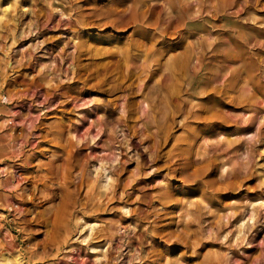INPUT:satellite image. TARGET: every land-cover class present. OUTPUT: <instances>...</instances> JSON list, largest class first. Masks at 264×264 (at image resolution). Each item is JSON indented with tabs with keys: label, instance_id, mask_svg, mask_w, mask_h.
I'll list each match as a JSON object with an SVG mask.
<instances>
[{
	"label": "rangeland",
	"instance_id": "1",
	"mask_svg": "<svg viewBox=\"0 0 264 264\" xmlns=\"http://www.w3.org/2000/svg\"><path fill=\"white\" fill-rule=\"evenodd\" d=\"M15 263L264 264V0H0Z\"/></svg>",
	"mask_w": 264,
	"mask_h": 264
},
{
	"label": "bare ground",
	"instance_id": "2",
	"mask_svg": "<svg viewBox=\"0 0 264 264\" xmlns=\"http://www.w3.org/2000/svg\"><path fill=\"white\" fill-rule=\"evenodd\" d=\"M10 1V0H9ZM139 2V1H138ZM24 5V4H23ZM9 8V7H8ZM7 10V9H6ZM15 11V10H14ZM172 13H173V10H170ZM47 12V11H46ZM68 11H67V9H62V14H65V15H67L68 13H67ZM61 14V13H60ZM59 15V14H58ZM68 16V15H67ZM139 49V48H138ZM140 50V49H139ZM122 54V56L126 59L124 62L125 63H128V62H130L131 60H130V56H127L126 55V53H121ZM130 60V61H129ZM132 64V66H133V63H131ZM127 67H130L128 64H127ZM142 103L146 106V107H149V103H148V100L146 99V98H143V101H142ZM168 111V109H166L165 108V112H167ZM179 114V113H178ZM171 115H172V112H169V114H168V117H171ZM149 121H147V123H146V131L147 132H150L151 131V129H152V127L149 125V123H148ZM144 123V122H143ZM133 124V123H132ZM160 131V130H159ZM79 143V142H78ZM182 145V144H181ZM187 146V145H186ZM99 165V164H98ZM105 167V166H104ZM95 172V171H94ZM105 173V172H104ZM104 177L102 178V180H100L99 182H98V191H99V196L100 197H103V196H105V198H107L108 199V195H110L111 194V188H112V191H115L116 189H118L119 187H120V183H121V176L119 177V178H115L114 179V177L111 175V174H107V175H103ZM94 178V177H93ZM95 179V178H94ZM110 189V190H109ZM161 198H163V196H159V200L161 199ZM169 197H166V198H164V199H168ZM98 201H100V200H98ZM102 202V201H101ZM187 202V201H186ZM99 203V202H98ZM122 208H126V206H124V207H122ZM189 207H188V211H187V209L185 210V213H186V215H185V218H187V217H189ZM187 211V212H186ZM125 215V214H124ZM182 219H184V218H182ZM218 219V218H217ZM184 221V224H183V227L185 228V229H187V230H189V229H191V225H190V223L188 222V221H185V220H183ZM131 223L134 225V223H136V221H134V219H133V217H132V219H131ZM88 224V223H87ZM137 224V223H136ZM132 225L133 227H134V229L135 228H138V229H140V228H143V225ZM191 232V231H190ZM112 234H114L113 232H109V236L108 237H106L105 238V240H104V243L102 244V245H98L100 248H102L105 244H106V242L108 241V240H111L112 239ZM191 235V234H190ZM99 236V235H98ZM97 247V246H96ZM99 247H97V248H99ZM95 248V247H94ZM80 249V248H79ZM92 250V249H91ZM7 256L6 257H8V254H6ZM99 256V255H98ZM5 257V256H4ZM17 258V257H16ZM15 258V259H16ZM12 259V258H11ZM10 259V260H11ZM14 259V260H15ZM18 260V259H17ZM177 262V261H176ZM16 264V263H15ZM169 264V263H168Z\"/></svg>",
	"mask_w": 264,
	"mask_h": 264
}]
</instances>
